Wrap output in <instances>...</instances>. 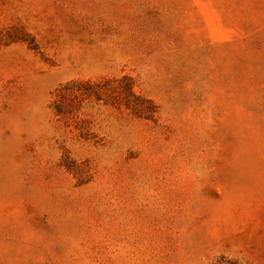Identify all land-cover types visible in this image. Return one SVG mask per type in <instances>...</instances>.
I'll list each match as a JSON object with an SVG mask.
<instances>
[{
    "label": "rangeland",
    "instance_id": "1",
    "mask_svg": "<svg viewBox=\"0 0 264 264\" xmlns=\"http://www.w3.org/2000/svg\"><path fill=\"white\" fill-rule=\"evenodd\" d=\"M0 264H264V0H0Z\"/></svg>",
    "mask_w": 264,
    "mask_h": 264
}]
</instances>
